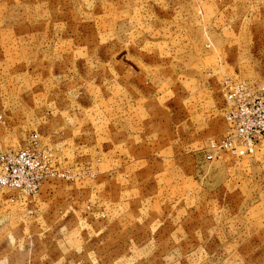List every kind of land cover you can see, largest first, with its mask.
<instances>
[{"label":"rangeland","instance_id":"1","mask_svg":"<svg viewBox=\"0 0 264 264\" xmlns=\"http://www.w3.org/2000/svg\"><path fill=\"white\" fill-rule=\"evenodd\" d=\"M228 80L264 86V0H0V264H264V147Z\"/></svg>","mask_w":264,"mask_h":264},{"label":"built area","instance_id":"2","mask_svg":"<svg viewBox=\"0 0 264 264\" xmlns=\"http://www.w3.org/2000/svg\"><path fill=\"white\" fill-rule=\"evenodd\" d=\"M225 94L226 118L235 132V145L230 143V146L241 156L253 155L259 147H264V86L228 80ZM37 160L24 150L15 154L0 152V191L6 188L22 191L28 169Z\"/></svg>","mask_w":264,"mask_h":264}]
</instances>
